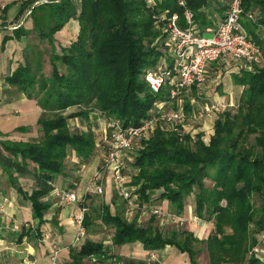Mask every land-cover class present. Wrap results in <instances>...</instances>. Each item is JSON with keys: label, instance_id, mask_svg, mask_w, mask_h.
<instances>
[{"label": "trees", "instance_id": "trees-1", "mask_svg": "<svg viewBox=\"0 0 264 264\" xmlns=\"http://www.w3.org/2000/svg\"><path fill=\"white\" fill-rule=\"evenodd\" d=\"M35 1L39 0L23 1V7ZM179 1L155 0L152 9L145 0H50L33 7L32 30L49 44L51 71L44 73L39 51L29 48L24 61L5 80L37 100L42 109L37 120L40 134L26 141L0 137V167L30 201L38 227L50 206L45 196L53 189L54 177L64 171L69 149L86 162L96 147V134L69 119L86 117L95 109L106 121L116 118L125 127L136 126L157 113L153 109L156 99L166 97L164 90L151 92L144 79L145 70L158 63L164 46L165 33L155 26L152 14L177 13L179 24L186 27L184 10L188 8L193 22L204 28L211 24L213 14L222 16L227 2L184 0L182 6ZM242 7L255 13V22L243 19L251 34L255 27H264V0H242ZM70 19L77 20V34L56 51L54 34ZM14 33L20 37L28 30L19 26ZM7 39L4 36L2 44ZM240 72L233 76L234 83L241 86L239 99L215 118L208 143L202 140V133L192 135L181 126L159 125L134 150L131 162L136 173L130 184L139 203L150 202V195L159 190L157 199L167 200L172 213L180 215L185 198L191 195L195 215L213 221L212 233L199 239L185 229L165 231L158 227L154 214L143 224L136 216L128 219V201L115 192L111 199L114 212L110 205H101V220L113 228L114 246L138 241L143 249L156 251L174 245L188 253L191 264H197L196 244H204L208 264H264L250 253L264 227V68ZM197 95L203 103L202 95ZM73 106L78 109L65 113ZM14 173L33 174L36 187L30 194L18 186ZM205 179L212 184L207 185ZM83 224L90 226L86 215ZM104 251L102 242L84 240L70 249V257L73 263H80ZM108 256L123 264H159L115 253Z\"/></svg>", "mask_w": 264, "mask_h": 264}, {"label": "crops", "instance_id": "crops-1", "mask_svg": "<svg viewBox=\"0 0 264 264\" xmlns=\"http://www.w3.org/2000/svg\"><path fill=\"white\" fill-rule=\"evenodd\" d=\"M23 1L25 0H0V137L3 139L26 141L39 136L40 131L37 127V120L42 109L36 99L28 97L24 92L18 91L14 86L9 85L5 77L19 63L24 61V54L27 49L36 50L34 46L37 42H47L46 39L39 37L35 30H32L33 14L31 11L33 7L50 0L35 1L27 7H23ZM22 8L23 11L19 14ZM36 11L40 13L42 10L37 9ZM255 11L258 13V9H255ZM19 26L27 29L28 33L15 37L14 31ZM77 31V20L70 19L61 30L54 34L56 51H59V45H69L77 34ZM251 35L258 41L264 54V27H255L254 33ZM4 36L8 37V39L2 44ZM230 65L232 67L230 66L231 68L228 71H226V64L216 62L210 65V78L205 85L207 87L204 89L205 96H207L206 99L223 100L221 95L217 94L216 98L211 93V90L217 93V85L221 82L217 81L215 87L214 85L209 86V82H216L215 79L219 75H223L225 82L228 83L226 91L229 93V98L233 96L231 90H234V87H240L241 89V86L233 81L234 74H240L241 72L236 69V66H233V63H230ZM257 67L264 68V58L261 63L254 65L251 70ZM207 94H209V98ZM72 108H68L65 113L73 111ZM98 112L94 109L90 110L86 117L78 116L69 119V122L75 124V126L84 130L91 129L96 134V147L94 153L86 162H81L75 151L69 149L64 171L54 177L52 181L53 189L45 196V200L49 201L50 206L44 214L45 221L39 227L37 226V219L32 216L30 201L12 185L8 174L0 167V264H63L60 260L64 262L70 261L71 264H93V262H95L94 264H111L108 256L109 252L145 261L153 253L155 255L153 261H157L159 264H191L188 253L180 251L174 245H166L159 250L151 251L143 249L141 243L138 241L125 243L120 246L112 244L107 249L103 244L104 252L85 257L80 263H73L70 257V249L76 246L74 244L76 231L73 219L79 207L74 202H67L62 199L57 192L73 191L77 196L83 197L85 201H89L97 196L95 187L100 184L101 186L103 185L102 188L106 193V198L108 196L110 201L115 192L120 194L112 172L103 168V166L98 167L99 162H102L105 155L109 139V134L105 133L104 130L105 119ZM103 140L105 141L103 145L106 146L100 145L101 147H97V143ZM132 175L129 174L126 178V182L131 187H133L130 184ZM14 176L17 178L18 186L26 194H30L32 189L36 187L33 174L14 173ZM209 182L211 185L210 180ZM150 198L152 201L156 200L151 203L148 202L150 204L149 207H160L168 213L169 217L171 213L170 203L165 199L159 200L157 197L153 198L152 194ZM131 199L132 204L126 199L128 201V209H132L133 206L138 205V197L134 193V190ZM111 205L113 204L111 203ZM194 208L193 196L189 195L185 198L183 212L179 215L181 220L176 221L177 219H173L171 222L175 223L174 228L188 230L195 237L205 239L213 231V221L197 217L194 213ZM53 217H55L54 222L52 221ZM25 222H27L26 224H30L31 227L23 224ZM55 246L59 249L58 259L52 263L50 257ZM259 260L264 263V247Z\"/></svg>", "mask_w": 264, "mask_h": 264}, {"label": "built area", "instance_id": "built-area-1", "mask_svg": "<svg viewBox=\"0 0 264 264\" xmlns=\"http://www.w3.org/2000/svg\"><path fill=\"white\" fill-rule=\"evenodd\" d=\"M145 2L150 9L155 6V0H145ZM179 4L185 6V1L180 0ZM184 16L187 23L186 27L179 24L177 13L167 15L165 11L152 14L155 26L162 27L165 33L163 54L157 64L144 72V79L151 92L159 93L162 90L167 92L165 98L158 99L154 103L157 113L142 119L140 124L136 126L125 127L116 118L107 120V125L112 129V133H109L102 166L112 172L119 193L123 198L129 200L130 204L133 203L131 198L135 188L126 185L127 175H124L122 171L128 166L131 167L134 150L140 146L141 141L147 139L159 125L160 127H171V129L181 126L185 132H190L182 124L183 108H174L176 103L180 105L178 101L181 95L193 87L199 90L205 87L210 78L209 67L212 63L226 64V71L232 67L230 63H233L237 70L242 71L251 70L264 58L261 46L243 24L244 17L255 22L256 16L255 13L243 9L242 0H227L226 9L222 16L213 14L211 24L204 28L198 27L193 22V14L190 9L185 8ZM205 33H209V35H205ZM195 99L191 103L197 105L194 108L197 117H203L219 107H231L233 105L223 100L199 105ZM204 142L207 143L206 140ZM95 191L101 192L102 186L96 185ZM61 197L67 202H75L79 198L73 191L63 192ZM86 210L87 207L83 205L74 215L78 225L75 242L84 236L82 223ZM150 213L163 219L166 217L165 211L157 206L152 207ZM178 220H181L180 217ZM25 225L29 226L26 223ZM263 247L264 227L257 234V241L250 253L260 259ZM58 253V247H53L52 263L57 261ZM109 259L111 264H123L122 261H117L113 256H109ZM154 259L155 255L152 253L146 261L153 262Z\"/></svg>", "mask_w": 264, "mask_h": 264}, {"label": "rangeland", "instance_id": "rangeland-1", "mask_svg": "<svg viewBox=\"0 0 264 264\" xmlns=\"http://www.w3.org/2000/svg\"><path fill=\"white\" fill-rule=\"evenodd\" d=\"M205 35H209V33H205ZM34 48L37 51H39L40 58L43 61L44 73L46 75H48L51 71V66H50V64L48 62V58H47L49 56V50H50L49 44L45 41L37 42L35 44ZM58 49L60 50V45H59ZM59 67H60V69L63 68L61 64H59ZM215 81L216 82H209L210 83L209 86L214 85V87H215L217 81H219V83L220 82L221 83L218 84L217 86L220 90L217 88V93H215L214 91L211 90L212 96H215L217 98V94L221 95L223 97L224 102L231 103V104H234V102L238 101L240 93H241L240 87H234V90H231L233 92V96H231V98H229V93L226 91L228 83L225 82L223 75H221V76L219 75L215 79ZM231 86H232V84H231ZM206 87H204L202 90L190 89V90L186 91L185 93H183L181 95V98L178 101L180 105H177L178 103H176L174 108H183L184 111L182 114V124L187 128L186 130L192 132L191 133L192 135H196L197 133H202V137H201L202 140L203 141L206 140L208 143L209 137L213 133V123L212 122L215 120V118H217L219 116V114L221 112L227 110L229 107H223V108L219 107L218 109L213 110L212 112L208 113L207 115H204L203 117H197L196 116L197 114L194 111V107H195L194 104H193V106H191V101L194 100L196 97H199V95H197V94L202 95V99H203L202 102L203 103H207L210 101H214V102L218 101V100H214V99L213 100L205 99V98H207V96H205V93H204V89ZM207 95L209 98V94H207ZM228 98H229V100H228ZM157 100L158 99H156L155 101H157ZM195 100L198 101L199 105H202L201 102L197 98ZM160 105L162 106L163 104L161 103ZM154 107H155V105L153 106V109H154ZM188 107H190V108L188 109ZM72 109H73V111H76L78 109V107L73 106ZM100 114L103 117V114L101 112H100ZM104 130H105V133H108V134L112 133V129L110 127H108L106 119H105ZM103 143H105L104 140L100 143L98 142L97 147H101L103 145ZM103 146H106V145H103ZM105 152H106V150H105ZM101 164H102V162L100 161L98 167H101L102 166ZM133 172H136V169L133 168V166H131V167L128 166V167H126V169H123V171H122V173L124 175H129V174L132 175L131 173H133ZM205 183L207 185H210L209 179H205ZM126 185L129 187L128 183H126ZM63 192H67V190L66 191H59V192H57V194H59V196H61V194H63ZM159 192H160L159 190L154 191L152 193V197L153 198L157 197ZM155 200L156 199H154L152 201V199H151L150 203L154 202ZM74 203L78 207H82L83 205L87 207V210L84 212V215H86L90 221V226L88 228H86L84 226V224L82 223V225L84 226V236L82 237V239L80 238V240H78V242H74V244L76 245L75 247H78L84 240H89V239L95 240V241H101L105 245L106 249H107V247L112 246L111 236L113 233V229H112V227L105 225L102 222V220H101V205H102V203L109 204L111 212H114V207H113V205H111V201H110L109 197L107 196V198H106V193H105L104 189L102 188V192H97V196H95L93 199H91L89 201H87V200L85 201L83 199V197H79ZM148 204L138 202V205L133 206L132 209H128L126 207V209H125L126 217L128 219H132L133 217L136 216L137 221L139 223H141V224L145 223L148 219L147 217H149V214H151L150 213L151 207H149L150 204L149 205ZM78 211H79V209H78ZM171 213H172V211H171ZM171 213L168 217V213L165 211V214H166L165 219H163L162 217L156 216L157 225L162 230H165V231L172 230L174 228L175 223H173L171 221L173 219H177L176 221H179L178 220L179 215H176L174 213L171 214ZM73 220H74L75 231H77L78 225H77L75 219H73ZM25 223H27V222H25ZM25 223H23V224H25ZM19 226H21V225H19ZM29 227H31L30 224H29ZM74 241H76V240H74ZM196 246L198 248V253L196 255V259L198 261V264H208V254H207V250L205 248V245L204 244H196ZM109 253H111V252H109ZM60 261L63 264H71L70 261L69 262H64L63 260H60ZM94 263L95 262H93V264Z\"/></svg>", "mask_w": 264, "mask_h": 264}]
</instances>
